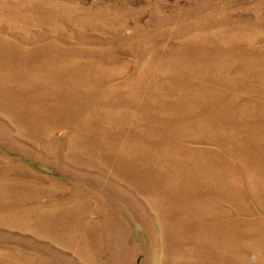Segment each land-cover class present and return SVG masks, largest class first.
<instances>
[{
	"label": "rangeland",
	"instance_id": "obj_1",
	"mask_svg": "<svg viewBox=\"0 0 264 264\" xmlns=\"http://www.w3.org/2000/svg\"><path fill=\"white\" fill-rule=\"evenodd\" d=\"M0 264H264V0H0Z\"/></svg>",
	"mask_w": 264,
	"mask_h": 264
}]
</instances>
